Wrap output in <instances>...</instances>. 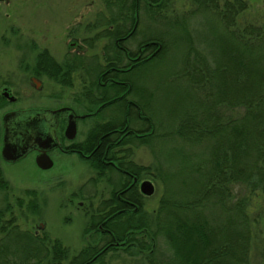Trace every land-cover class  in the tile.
<instances>
[{"label":"rangeland","instance_id":"1","mask_svg":"<svg viewBox=\"0 0 264 264\" xmlns=\"http://www.w3.org/2000/svg\"><path fill=\"white\" fill-rule=\"evenodd\" d=\"M217 1L221 3L223 0ZM242 1L245 2V9L236 17V26L240 28L245 24L263 25L264 0ZM127 2L129 0H7L3 3L0 0V91L1 87L6 86L10 94L16 97L15 101L9 104L0 101V114L7 109L53 108L64 103L75 106L79 111H84L83 107L86 109L92 107L90 103L89 106L83 103L88 92L95 96L96 92L101 90L95 82L93 71L107 65L106 55L110 56L113 51L114 61L118 67L128 65L129 61L123 52L112 45L115 29L119 31L129 29V10L125 14L129 7ZM142 8L140 5L139 11L136 12L138 25L135 22L137 26L135 34L124 41L121 40L120 44L122 43L130 56H134L137 42L142 39L160 34L168 42L167 52L163 56L149 61L158 51L153 49V53L144 59L148 62L141 68L132 70L130 72L132 75H128L129 82L138 89L137 93L133 91L135 94L133 100L140 99L146 102L148 104L146 110L149 109L146 113L152 115L157 122L152 141L148 144H135L136 147L132 148L129 155L136 165L148 167L146 172H141L138 180L148 179L153 184V193L142 199V214L153 218L152 212L160 195L166 192L167 187L169 188L168 181L159 179V172L165 175L170 171L168 157L173 149L189 148L185 146V141L173 134L176 121L183 112L193 108L192 100L199 97L194 95V92L198 91L196 89L191 91L184 80L177 77L174 72L181 70L187 46L192 47L198 54L218 60L227 52L228 40L227 33L215 17L210 12L196 11V5L191 0H169L162 11L164 18H159L160 16L156 14L147 17ZM182 18L185 29L190 34L189 42L186 41L184 32L167 24L168 21ZM230 29L229 32L234 30L231 26ZM42 36L44 44L40 42ZM71 41L79 45L72 51V60L75 63L73 67L85 68L75 69L69 73V86L60 84L54 76L39 74L35 77L41 79V85L39 89H34L33 82L31 83L28 77L31 75L29 67L33 63L34 55L42 50L38 44L41 43L55 51L54 58L59 63L66 57L69 58V54L65 52ZM85 57L90 60L88 65ZM100 95L102 99L103 94ZM71 99L83 105L71 103ZM220 111L223 115L235 114L228 108ZM235 111L239 113L242 109ZM101 113L106 118L121 115L113 105L105 107ZM130 125L136 129L140 126L133 121ZM193 149L200 148L194 146ZM114 155L120 156L121 153L115 150ZM246 159L262 173V185L248 193L243 184H235L232 192L237 193L239 197L247 196L244 202L250 222L247 263L264 264V144L253 148ZM90 169L85 162L79 161L54 176L51 170L39 172L31 163L23 160L11 165L0 163V176L3 178V183L0 184V238H3L5 230L10 229L33 233L38 222H42L43 228L38 234L47 247H50L53 239L57 238L68 248V254L76 253L86 244L84 227L87 219L75 210L74 201L69 212L72 213L71 220H64L63 213L66 210L63 211L61 201L70 195L77 199L88 198L86 210L90 213L95 204L101 198L109 196L110 190L115 187L104 179L117 178L114 172L107 174L103 171L105 174H99L94 172L97 170L96 167ZM88 179H91V182H88ZM32 198L36 201V209L29 205ZM13 226L16 229H12ZM93 237L96 239L97 236ZM8 238L9 235L0 241V245L10 246L13 237ZM106 253L104 258L101 257L99 264H148L143 258L144 252H136L135 246ZM171 254L165 239L157 238L153 259L155 261L166 259ZM65 258L59 257L52 262L48 256L46 263L67 264ZM33 260L35 259H30L31 263ZM1 261L2 264H21V260L10 252H7ZM229 262L238 263L233 260Z\"/></svg>","mask_w":264,"mask_h":264},{"label":"trees","instance_id":"2","mask_svg":"<svg viewBox=\"0 0 264 264\" xmlns=\"http://www.w3.org/2000/svg\"><path fill=\"white\" fill-rule=\"evenodd\" d=\"M191 1L196 5V11L210 12L220 23L227 33V52L214 60L198 54L190 46L185 48L181 70L174 74L182 78L191 91L196 89L198 92L194 95L199 97L192 100V109L178 117L173 134L185 141L189 148L173 149L168 157L170 171L165 175L159 172V179L168 181L169 188L160 195L152 212L153 218L142 214L144 197L137 192L136 211L122 217L121 223L110 229L124 249L135 246L136 252H144L143 258L148 264H231L229 260L248 264L250 222L244 204L247 196L239 197L232 188L235 184H243L251 193L263 181L262 173L246 157L253 148L264 144V24L236 26V17L245 9L242 0H223L221 3L217 0ZM168 2L129 0L125 11L126 14L129 10V29L114 30L115 36L123 35L124 41L135 34L138 18L134 13L139 11L140 5L147 17L156 14L164 18L162 11ZM183 21L182 18L167 24L184 32L189 42L190 34ZM134 22L137 23L130 32ZM230 26L234 29L232 32H229ZM158 35L137 42V47H142L143 51L149 48L158 50L149 61L157 60L167 52V40ZM114 57L113 51L110 56L106 55L105 67H118ZM147 62L138 61L132 70ZM73 63V60L65 58L54 65L57 66L54 77L60 84L70 85L66 69L75 66ZM113 76L119 75L114 73ZM120 89L124 87L107 84L105 90L110 93L102 95L101 101L113 98ZM133 101L145 116L143 120L137 118L140 126L136 132L151 131L149 122H152V132L137 137V144H148L152 141L157 122L146 113L149 110H146V102L140 99ZM115 104V99L108 103L109 106ZM222 106L225 108H220ZM227 108L235 114L223 115L220 110ZM239 108L242 111L238 113L235 110ZM123 111L120 108L121 115ZM113 123L107 122L106 128ZM194 146L200 149L195 150ZM147 169L136 166L137 180ZM98 171L102 174L104 168H98ZM0 180L3 182L1 176ZM17 233L12 231L9 234L8 239L13 237L10 246L0 245V264L7 252L16 255L21 264H47L48 256L52 262L57 259L55 250L34 247L32 239L25 240ZM157 238L165 239L172 254L155 261L153 252ZM30 259L35 260L31 263Z\"/></svg>","mask_w":264,"mask_h":264},{"label":"flooded vegetation","instance_id":"3","mask_svg":"<svg viewBox=\"0 0 264 264\" xmlns=\"http://www.w3.org/2000/svg\"><path fill=\"white\" fill-rule=\"evenodd\" d=\"M2 2L6 3L7 0H2ZM134 16L136 18L135 13ZM132 27L130 32L134 29L135 22ZM117 30L115 29V31ZM112 37V45L116 46L120 52H123L126 60L129 62L126 66L122 65L121 67L116 68L112 66H102L101 68L96 69L95 72L91 70L93 71V75H95V82L101 88L99 92H96L97 95L95 96L91 95L89 92L87 93V99L83 104H86L87 106L91 105L92 107L89 109L83 107L82 109L84 111H79V109H76L75 106L64 103L53 108L28 107L7 109L2 111L0 114L1 148L3 132L2 116L4 113L17 109L29 108H41L51 111L49 129L45 132L36 131L30 133L28 137L19 138L17 141L14 139V146H21V149L24 152L23 155L14 161H5L2 159L0 153V163L4 165H11L23 160L31 163L39 172L51 170L54 176H56L59 172L65 170L69 166H72L75 162L83 161L89 165L92 170L96 167L97 170H94V172L96 171L99 173L98 168L103 167L105 173L114 172L117 176L116 180L109 178L104 179L105 181L113 184L115 187L110 190L111 192L109 196L101 198L95 204L90 213L86 210V207H88V203H86L88 198L84 197L82 199H77V197L70 195L61 201L63 202V211L66 210L63 213L65 215L63 218L64 220H71L70 214L72 213L69 214V212L70 208H73L74 201L76 204L75 210H78L82 217H86L87 219L85 220V222H87L84 227L86 244L82 245V247L74 254H68V248L65 247L57 238H54L50 247H47V245L42 242L40 234H38V232L43 228L42 222H38V225H36L33 229V233L27 230H18L14 228V226L17 227L16 225L13 226L12 229H16L13 231L18 232L17 236L21 235L25 237V240L27 238L32 239L34 247L46 249L51 248L55 250L57 253L55 254L57 259H59V257L65 258L68 256L65 258L67 264H99L101 262V257L103 256L104 258L107 254L106 252L123 249L122 242L117 241L110 227H116L121 223L122 217L129 216L136 211L137 192L140 193L139 183L142 180H148H137L135 170L137 165L131 160V158H129V155L131 154L132 148L136 147L135 144H137V137L152 132L153 126L152 122H149V128L151 131L148 132L147 130V132L138 133L136 132V128H133V126L130 125L132 121L137 122V118L143 120L145 116L141 114V111L137 108L133 101L135 97L133 91L136 92L138 89L134 88L131 82H129L130 77H128V75H132L130 72L132 71L133 65L140 60H144L145 57L153 53V49H150V51L148 49V52L147 50L143 51L142 47H137V53L134 56H130L122 43L120 44V41L124 38V36H115L114 34ZM43 40L44 37L42 36L40 40L42 44L45 42H43ZM41 43L38 44V46L42 50L38 51L39 53L36 52L33 63L29 67V74L31 75L28 79L31 83L33 82V87L36 90L40 88L41 79L35 76H38L39 74H46L50 77L54 76V73L57 71V66H54L57 64L55 61L56 58H54L55 51L51 48H47V46L44 47ZM75 47L78 48L79 45L74 43V41L68 43V49L65 53L69 54L70 59L68 57H66V59L72 61V51ZM145 53L147 54L144 55ZM89 61L90 60L86 58L85 62L87 65ZM79 68L84 69L85 67H71L66 69V71L71 73L75 71V69ZM114 73H118L119 76L114 77ZM126 78L129 80H126ZM107 84H116L120 87H124V89H120L119 93L114 95L113 98L101 101L100 94L102 93L103 95H106L108 93L105 90ZM9 97H12L11 101L9 100ZM15 99L16 97L10 94L6 86L1 87L0 100L2 102L9 104L14 102ZM112 99L116 100V104L114 106L115 110L120 112V108H122L124 111L120 116H109L106 118L101 112L105 107L109 106L108 103L109 101H112ZM71 103L83 105L73 101V99H71ZM87 119H89V121H87ZM70 121H73L74 123L73 132H71L69 127L67 128ZM107 121H114V123L106 128ZM115 150H118L121 155L115 157ZM42 151L48 156L50 161V165L47 168L38 166L36 162V156ZM104 172L103 174H105ZM91 179H88L87 181L91 182ZM1 182L2 180H0V183ZM141 196L147 197L143 194H141ZM29 205L36 209V201L33 198L29 201ZM11 232V229L8 231L5 230L3 237L6 238V236ZM93 235L97 236L96 239H94Z\"/></svg>","mask_w":264,"mask_h":264},{"label":"water","instance_id":"4","mask_svg":"<svg viewBox=\"0 0 264 264\" xmlns=\"http://www.w3.org/2000/svg\"><path fill=\"white\" fill-rule=\"evenodd\" d=\"M6 95V93L4 92ZM12 100V97H9ZM51 111L41 108L17 109L6 112L2 116L3 132L0 148L1 157L5 161H14L23 155L21 146H14L13 140L28 137L30 133L45 132L50 126ZM82 117V116H79ZM73 121L68 123L67 128L73 132ZM16 147V148H15ZM44 150V149H42ZM37 165L47 168L50 165L48 156L42 151L36 156ZM139 192L145 196L153 193V185L149 180H142L139 183Z\"/></svg>","mask_w":264,"mask_h":264}]
</instances>
